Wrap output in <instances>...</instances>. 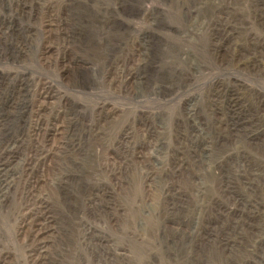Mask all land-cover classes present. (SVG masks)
<instances>
[{"label":"rangeland","instance_id":"rangeland-1","mask_svg":"<svg viewBox=\"0 0 264 264\" xmlns=\"http://www.w3.org/2000/svg\"><path fill=\"white\" fill-rule=\"evenodd\" d=\"M0 264H264V0H0Z\"/></svg>","mask_w":264,"mask_h":264},{"label":"bare ground","instance_id":"bare-ground-1","mask_svg":"<svg viewBox=\"0 0 264 264\" xmlns=\"http://www.w3.org/2000/svg\"><path fill=\"white\" fill-rule=\"evenodd\" d=\"M1 120H3V118Z\"/></svg>","mask_w":264,"mask_h":264}]
</instances>
